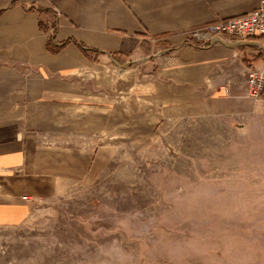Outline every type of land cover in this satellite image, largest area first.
<instances>
[{"label": "rangeland", "instance_id": "rangeland-1", "mask_svg": "<svg viewBox=\"0 0 264 264\" xmlns=\"http://www.w3.org/2000/svg\"><path fill=\"white\" fill-rule=\"evenodd\" d=\"M154 45L152 55L169 56ZM145 60L108 63L106 74L135 75L138 86L108 94L107 131L64 143L101 155L104 169L92 180L55 181L21 222L0 224V264H262L245 240L264 227V148L246 136L263 133L264 146V102L164 118L147 96L154 71Z\"/></svg>", "mask_w": 264, "mask_h": 264}, {"label": "crops", "instance_id": "crops-1", "mask_svg": "<svg viewBox=\"0 0 264 264\" xmlns=\"http://www.w3.org/2000/svg\"><path fill=\"white\" fill-rule=\"evenodd\" d=\"M260 3L0 0V224L21 222L35 198L51 194L55 181L92 180L104 169L101 155L64 143L77 132L107 131L108 94L138 86L135 75L106 74L108 63L121 67L146 56L148 71H154L147 96L163 106L164 118L236 113L232 109L250 98L248 78L241 82L237 71L264 69L258 41L201 47L186 44V32L245 16ZM155 43L169 56L152 55ZM160 61L158 71L149 69ZM225 104L231 111L220 110ZM252 134L263 150V133L246 137L253 140ZM43 135L58 144L44 146ZM249 234L245 248L249 254L256 249L264 264V227Z\"/></svg>", "mask_w": 264, "mask_h": 264}, {"label": "built area", "instance_id": "built-area-1", "mask_svg": "<svg viewBox=\"0 0 264 264\" xmlns=\"http://www.w3.org/2000/svg\"><path fill=\"white\" fill-rule=\"evenodd\" d=\"M59 15V12L56 11ZM190 42L196 45L208 46L228 41L245 42L251 39L258 41L261 52L264 53V0L255 11L231 20H221L203 28L186 32ZM249 97L258 100L264 94V69L255 70L248 76Z\"/></svg>", "mask_w": 264, "mask_h": 264}, {"label": "trees", "instance_id": "trees-1", "mask_svg": "<svg viewBox=\"0 0 264 264\" xmlns=\"http://www.w3.org/2000/svg\"><path fill=\"white\" fill-rule=\"evenodd\" d=\"M259 58H260V57H257V59H256V60H259Z\"/></svg>", "mask_w": 264, "mask_h": 264}]
</instances>
